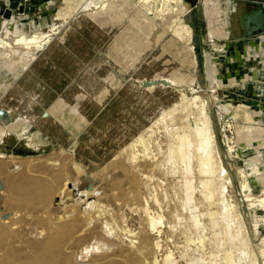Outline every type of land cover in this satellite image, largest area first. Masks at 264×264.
<instances>
[{
	"label": "bare ground",
	"instance_id": "6f19581e",
	"mask_svg": "<svg viewBox=\"0 0 264 264\" xmlns=\"http://www.w3.org/2000/svg\"><path fill=\"white\" fill-rule=\"evenodd\" d=\"M17 1L6 0L0 22L14 21L12 6L20 4ZM261 2L264 4V0ZM216 3L205 0L210 16L217 11ZM126 4L139 12L134 30L114 28L117 16L125 13ZM8 8L12 17L3 15ZM238 13L235 7L229 15L234 32ZM189 14L183 0H84L76 11L60 21L53 20L47 29L30 36L23 32L12 43L25 50L21 59L26 57L27 63L21 61L16 80L1 85L0 108L8 115L0 119V143L12 136L9 128L17 126L20 132H26L38 122L42 131L62 145L63 158L48 159L53 164L51 176L46 178L49 181L29 175L30 169L15 174L14 169L10 170L15 168L14 158L0 161V264H79L73 244L86 238H76L74 232L85 225L92 232L100 219V209L116 221L107 203L98 206L103 193L91 181V175L107 168L111 159H119L125 171L136 172L133 182L139 183V178L144 181L152 204L141 192L131 194L143 201L139 207L144 215L139 231L119 227L123 234L130 233V246L113 249L118 258H110L105 264H264V152L260 150L264 147V127L239 129L236 140L227 139L224 151L210 105L212 99L216 101L220 119L222 111H230L241 100L250 105L259 103V110L264 113V38L258 44H246L244 60L232 65L228 83L215 69L208 76L212 85L204 86L199 82L195 31ZM89 23L93 25L88 27ZM105 29L118 31L106 43L100 33ZM228 31V23L220 27L216 23L210 29V37L215 41L227 36ZM80 32L92 42V53L87 56L77 50L78 42H72ZM153 34L154 40H149L147 36ZM127 39L132 40L130 48H125ZM163 39L162 49L169 50L164 56L159 53ZM173 41L177 44L175 51L171 48ZM9 46L0 38V62L18 53L17 48ZM134 48L140 55L131 54ZM152 48L154 52L147 60ZM211 60L216 66L221 63L214 55ZM46 70L64 71V75L61 79L53 73L49 79L44 75ZM125 71L130 72L129 81L125 80ZM163 80L167 83L158 82ZM183 86H188L186 91ZM216 90H224V94L216 95ZM129 107L131 110H127ZM83 119L91 126L93 119L101 121L94 131L95 138L86 144L85 155L97 157L104 165L93 164V170L86 172L82 180L72 181L63 174L70 172L71 156L77 154L74 146L84 137L73 131L75 128L84 135L80 127ZM167 119L174 121L171 127ZM161 125L167 133L168 148L160 159L152 148L153 144L159 146L155 137ZM81 145L83 153L84 142ZM250 145L256 147L257 154H251ZM227 156L246 160L248 171L238 169L237 188L242 201L247 202L249 219L228 193V185L234 188V181L225 161ZM58 166L61 168L54 170ZM157 172L171 181L155 180ZM56 190L63 191L57 205L64 207L62 213L66 212L69 220L61 221L60 215L57 220L53 218L51 198ZM114 198L120 199L117 193ZM166 216L170 225L164 240L178 246L180 253L177 256L169 248L160 258L158 253L166 245L160 239ZM105 223L109 232L116 231L114 223ZM26 225L48 229L37 240L27 237ZM116 236L120 239L119 234ZM112 243L122 244L121 239ZM83 250L87 255L95 247L88 244Z\"/></svg>",
	"mask_w": 264,
	"mask_h": 264
},
{
	"label": "rangeland",
	"instance_id": "374dc122",
	"mask_svg": "<svg viewBox=\"0 0 264 264\" xmlns=\"http://www.w3.org/2000/svg\"><path fill=\"white\" fill-rule=\"evenodd\" d=\"M83 1L84 0H61L58 3V2H55L54 0H20V4L15 3L12 6L14 8L15 14L13 13V15H15V19L10 24H4V22H0V38L4 39L5 42L7 41L8 46L10 44L9 47L17 48L19 51L17 54L12 53L9 59H5L3 60V62H0V89H1V85L5 81H8L9 83H11L13 80H16V74H18V71L23 64L21 63V61L27 63L26 57L24 59H21L25 50L18 48L19 46H12V43L19 36H21L23 32L25 35L30 36L40 30L47 29L49 24L53 20L60 21L63 17L70 15L71 13L76 11L80 7ZM213 1H217L216 3L217 11H215L214 12L215 14H213L212 16H210L209 10L206 8L205 0H199L198 6H197V12H198L197 20L199 23V36L201 39V49L203 53V61L205 64V84L204 86L206 84L212 85V81L208 76L209 75L212 76L215 69L218 75H221L220 78L225 81L224 83H228L229 80H231L230 72H232L231 70L232 65L234 64L237 65V63L239 64V62L241 64L242 63L241 61L244 60V56L246 53V52L244 53V51H247L245 49L246 44L249 42L251 43L254 42L255 44H258L259 42L257 41L264 38V33L262 34L260 33L261 35L259 36L254 35L255 37L254 36H249V37L240 36L241 35L240 34L241 25L239 24V15H240L242 7L245 6L246 9H250L254 6L252 2H255V1L257 2L259 0H213ZM126 5L127 6H126L125 13H120L117 16L116 21H115L116 24L114 28L116 29L125 28L126 30L131 28L134 30L137 28V23H138L137 16L139 15V12L138 10H134L128 4ZM5 7H7L6 0H0V15L2 14V10ZM235 7H238L239 13L236 16L237 17V20H236L237 27L234 32L233 29H231L229 25V15L232 9H234ZM99 18H96V19L98 20ZM159 22L161 24L163 22L162 19L159 20ZM216 23L219 25V27L220 25L224 23H228L229 31H228L227 36H219L215 41H212L213 39L210 37V29L211 27L216 25ZM230 23H232V21ZM92 25H93L92 23H89L88 27H91ZM117 32L118 31L115 30L112 33L111 31H107L105 29L104 31L100 32L101 39L105 40V43H106L108 39H111L113 34ZM154 34L149 35L150 37L147 36V38H149V40H152V39L154 40L155 38ZM123 39L122 41L125 43V40ZM132 40H133V45H134V41H135L134 37L132 38ZM132 40L127 39L125 48H130V44ZM72 42L74 43L78 42L77 43L78 45L75 44V46L78 51L80 52L82 51L83 53L82 56H85V55L87 56L89 53H92V47H91L92 42L90 41V39L87 37L85 33L81 34L80 32L78 36L76 37V39L75 38L74 40L72 39ZM164 42H165V39L161 41V45L159 49V53H161L162 56L167 55L169 53V50H164L165 48L162 49ZM171 45H172L171 47L172 50L175 51V47L177 46V44L174 43L173 41ZM131 50L130 52L133 56L140 55V52L138 49L134 48ZM153 50L154 49L152 48L149 52L150 54L147 53V57H148L147 60H149L150 59L149 57L152 56L151 54H153L152 53L154 52ZM262 52L264 53V50ZM213 55L215 57V60L217 57V60L221 62V63H217V66L215 63L214 64L212 63L211 59ZM1 56H2V53H0V57ZM141 58L142 57L139 56L140 64L142 63ZM48 65L51 66L52 64H48ZM53 73L55 75L58 74V76H60L61 79H62V75H64V71H57V70H46L44 75L45 76L47 75L46 77L51 79V75ZM124 73L127 74L125 80L129 81L131 79L129 75L130 72L125 71ZM256 74H257V71H256ZM256 74L253 76H256ZM253 79H256V78H253ZM252 81L253 80H250L249 83L252 84ZM187 87L188 86H183V89L186 91ZM45 88L47 89V86ZM223 91L224 90H216L215 93L216 95H219V94L221 95L220 92L224 94ZM210 105H211V109L214 115L213 125L216 128L217 135L219 136V141H220L219 143L221 144V147L223 148L224 151H226L227 149V142H228L227 139L234 138V140H236L239 129L247 128V126L250 128L253 125L255 127L258 126L257 128L264 127V113L261 112V110H259L260 109L259 103L252 102V104L250 105L249 102H244L243 100H241L237 106H235L236 104L232 105V108L230 109V111H227L228 113L227 112L224 113V111H222V116H223L222 119H220L219 113L217 111L218 107L216 105V101L212 99V102ZM107 109H109V107ZM127 110H131V108L129 107ZM236 114L237 116H235ZM251 115L252 117H250ZM98 122H101L100 119L99 120L93 119V123H92L93 125L91 126V123L83 119L82 123L80 124V127L82 128V131L84 130L83 131L84 135L80 133V131H76L75 128L73 129L75 134L77 135L80 134L79 137H82V136L84 137L81 143H77L76 146H74V148H76L77 154H74V156H71V159L73 160L71 162L73 163L71 164L69 163L71 165V167L68 169L70 170V172H67V173L65 172L63 174L64 176L69 175L68 177H71L72 181L82 180V176L86 172L93 170V168L95 167L93 164H97L101 166L104 165V162H101L97 157L92 156L90 154L88 156L85 155L88 152L86 144L88 145L91 139L95 138L94 131L98 126H100ZM173 122L174 121H171L170 119L166 120V123H168L170 127L173 125ZM177 122H179L178 118H177ZM37 123L38 122H36L33 125L31 124V127L26 132H23V131L20 132L21 128L17 126H14L13 129L9 128V131L12 132V136L9 135L10 137L9 136L5 137L4 140L0 143V161L1 160L7 161V159L9 160L11 158H14L13 162L15 164V168L13 166L10 168V170L13 171L14 169L13 172H15V174L17 173L18 175V173L21 172L20 171L21 169H26V170L30 169V171L28 170V173L31 172L29 173V175L38 177L42 179V181L43 180L49 181V179L47 180L46 178H49L51 176L50 173H51V170H53V164L48 159H50L51 161H54L55 159L56 160L62 159L63 156L60 152L63 148H62V145L55 138H53V136L46 134L44 130L42 131L41 127L38 126ZM223 125H225V128L223 127ZM72 127L73 126H71V128ZM165 133H166V130L161 125L159 132H157L156 137H155L156 140L160 142L159 146L157 144H153V148H152L153 153L157 154V157H159L160 159L164 156L168 148V138H167V133L166 134ZM88 140H90L89 143H88ZM83 142H84L85 152L81 153L83 151V147L81 145ZM41 144H43L44 146H42V148L38 147ZM240 146L241 147L245 146V144L240 145ZM250 146L248 147L252 148V145ZM243 148H246V147H243ZM260 150L264 152V147L261 146ZM239 151L241 152L242 149L239 148ZM249 151L251 152L252 155L257 154L256 147L249 149ZM91 154H92V151H91ZM126 154L127 152H124V155ZM241 160H242L241 157H238V158L228 157V156L226 157L225 161L227 163L228 170L234 181V188H230L231 186L228 185V193L230 196H233L231 198L235 201L236 204L238 205L240 204L242 213L247 219H249V215H248L249 209L247 206V202L242 201V197L239 195V191H238L239 188H237V186L239 187V182H240V177L238 175V169L244 168L248 171L247 166H246V160L244 159L242 161ZM118 161L119 159H111L107 165V168L101 169L100 171L96 172L94 175H91L92 173L90 174L91 181L95 184V186H97L98 191L103 193L102 198L100 197L101 199L98 200L99 202L98 206H100L101 204H104V202L107 203L112 209L111 213H113V216L114 218H116L115 219L116 221L112 220L111 219L112 216H110L107 212H105V210L103 211V209H100L98 213L100 219L97 220V222L92 227V232H91L90 227L86 225L82 226L80 231L74 232V235L76 236V238H81V237L86 238L83 240V242L81 241V243L79 241L78 244H75V243L73 244L75 245V248L77 250L75 260L79 264H96V263L105 264V262L110 258H118L117 255H113V249L117 248L119 245H124L126 247L130 246V241H129L131 239V236L129 235L130 233L123 234L121 230L119 229L121 227L124 228L125 230L133 229V232L137 233L139 231L138 228L140 226L139 222L141 221V218L144 216L142 214V211L140 210L142 208L143 201L140 198H136L132 196L131 194L133 192L137 194L141 192L142 195L148 196L152 204V198H150L151 196L149 197V192L145 186L144 181L139 178V181H138L139 183L134 184L133 179H134V175L136 176L135 174L136 172L132 170L130 171L131 172L130 173L129 169L125 171V169L123 168L122 162L118 163ZM18 165L19 166L21 165V167L19 168ZM22 166H25V167H22ZM59 166L58 168L54 167L55 168L54 170L60 169L61 167ZM147 168H148L147 170L149 171L150 167H147ZM159 179L167 181L166 183H169V181H171V178H168L161 172H157L155 175V180H159ZM82 183L83 182L80 183V186L83 185ZM131 184H134V185H131ZM61 192L59 190H56L55 195H52L51 210L54 213L53 218L55 217L56 219L60 215L59 219L61 221H66V220L71 219V217L65 214L66 212L62 213L64 211L63 206L60 207L59 205H57V203L60 201V196L62 194ZM114 193H117L120 199L114 198ZM159 197L161 198L162 195L159 194ZM165 202L166 201H163V204H165ZM105 220H108L110 223H112V225L114 223L113 226L116 228V231L114 233H112L113 230H111L110 232L107 230V228L105 227L106 225ZM164 221L165 223L162 226V230H163L162 237H160V239L162 240H164L163 235H164L165 230H167L170 225V223H168V216L164 218ZM248 226L251 227V223L249 220H248ZM177 227H179V225ZM25 229L27 231V237L40 240L42 239V237L46 233V229L48 228H45V229L40 228L39 230V229H35L33 225H29V226L26 225ZM116 234L120 235L122 244L112 243L113 241H120V239H117ZM132 236L134 235L132 234ZM156 237L158 238V236ZM88 244L94 246L95 250L90 252L91 254L88 253L86 255V252L83 249ZM162 244L164 245L166 244L165 246L168 248L164 246L163 250L158 253L160 254V258L162 257L161 254L166 249H169V248L173 250V252L177 256H179L178 253H180V251H178L179 250V248H177L178 246L173 245L170 242H166L165 240L162 241Z\"/></svg>",
	"mask_w": 264,
	"mask_h": 264
},
{
	"label": "water",
	"instance_id": "95a60500",
	"mask_svg": "<svg viewBox=\"0 0 264 264\" xmlns=\"http://www.w3.org/2000/svg\"><path fill=\"white\" fill-rule=\"evenodd\" d=\"M251 2V1H250ZM183 3L189 13H191L190 17V24L193 25L195 29V35L193 37L194 41V51L197 56L198 62V76L199 82L204 85L205 84V64L203 61V53L201 49V39L199 36V23L197 20V6L199 0H183ZM254 5L250 9H246L245 6L242 7L240 15H239V24L241 25V35L242 37H249L254 36L260 33H264V4L259 1L252 2ZM4 16L9 17L11 16V10L6 9L3 13ZM167 83L166 80L158 81ZM8 113L5 109L0 108V119L7 116ZM43 145L39 147L42 148ZM88 176V174H86Z\"/></svg>",
	"mask_w": 264,
	"mask_h": 264
},
{
	"label": "crops",
	"instance_id": "0c3cea01",
	"mask_svg": "<svg viewBox=\"0 0 264 264\" xmlns=\"http://www.w3.org/2000/svg\"><path fill=\"white\" fill-rule=\"evenodd\" d=\"M55 140V139H54ZM56 141V140H55Z\"/></svg>",
	"mask_w": 264,
	"mask_h": 264
}]
</instances>
